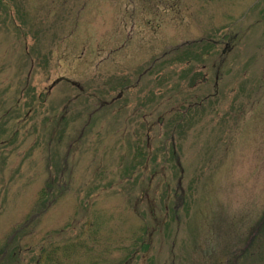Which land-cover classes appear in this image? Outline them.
I'll use <instances>...</instances> for the list:
<instances>
[{"label":"rangeland","instance_id":"rangeland-1","mask_svg":"<svg viewBox=\"0 0 264 264\" xmlns=\"http://www.w3.org/2000/svg\"><path fill=\"white\" fill-rule=\"evenodd\" d=\"M5 250L264 264V0H0Z\"/></svg>","mask_w":264,"mask_h":264},{"label":"trees","instance_id":"trees-1","mask_svg":"<svg viewBox=\"0 0 264 264\" xmlns=\"http://www.w3.org/2000/svg\"><path fill=\"white\" fill-rule=\"evenodd\" d=\"M211 42H209L210 44ZM215 43V42H213ZM196 44V43H195ZM67 255V252H66V248L62 250V253L61 255L63 254ZM9 255V250H5L1 255H0V264H4L7 257ZM15 255V254H14ZM58 258L59 259V262L58 260L56 259ZM39 264H59L61 262V259L59 257H57V254H56V251L54 250H51V251H43V253L41 254L40 256V260H39ZM63 263H65V260H63Z\"/></svg>","mask_w":264,"mask_h":264}]
</instances>
